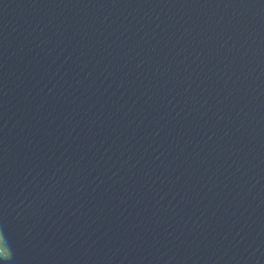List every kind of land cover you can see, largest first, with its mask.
Instances as JSON below:
<instances>
[{
    "label": "water",
    "instance_id": "water-1",
    "mask_svg": "<svg viewBox=\"0 0 264 264\" xmlns=\"http://www.w3.org/2000/svg\"><path fill=\"white\" fill-rule=\"evenodd\" d=\"M8 264H264V0H0Z\"/></svg>",
    "mask_w": 264,
    "mask_h": 264
},
{
    "label": "snow or ice",
    "instance_id": "snow-or-ice-1",
    "mask_svg": "<svg viewBox=\"0 0 264 264\" xmlns=\"http://www.w3.org/2000/svg\"><path fill=\"white\" fill-rule=\"evenodd\" d=\"M10 260L9 247L7 245L0 246V264H8Z\"/></svg>",
    "mask_w": 264,
    "mask_h": 264
}]
</instances>
